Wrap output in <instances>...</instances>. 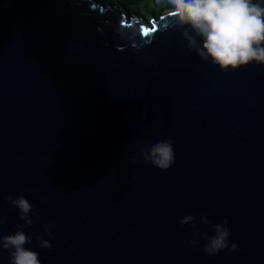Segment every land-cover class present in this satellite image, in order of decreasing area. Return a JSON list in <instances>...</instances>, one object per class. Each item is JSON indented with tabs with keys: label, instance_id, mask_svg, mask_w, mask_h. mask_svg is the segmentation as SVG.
Masks as SVG:
<instances>
[{
	"label": "water",
	"instance_id": "water-1",
	"mask_svg": "<svg viewBox=\"0 0 264 264\" xmlns=\"http://www.w3.org/2000/svg\"><path fill=\"white\" fill-rule=\"evenodd\" d=\"M181 33L168 10L0 0V234L40 264H264V65L222 72ZM162 139L167 170L140 155ZM225 220L236 250L206 255Z\"/></svg>",
	"mask_w": 264,
	"mask_h": 264
},
{
	"label": "clouds",
	"instance_id": "clouds-1",
	"mask_svg": "<svg viewBox=\"0 0 264 264\" xmlns=\"http://www.w3.org/2000/svg\"><path fill=\"white\" fill-rule=\"evenodd\" d=\"M167 4L174 27L182 30L189 52L194 51L201 61H210L222 72L253 63L264 65V0H167ZM140 155L145 165L167 170L175 159L173 141L158 140L141 148ZM7 200L19 210L24 226L32 225L30 202L23 195L15 198L9 195ZM193 220L194 216L185 215L181 224H189ZM201 220L208 224L206 217H201ZM43 227L45 233L51 235L50 226ZM22 228L17 225L13 234H0V250H10L9 264H40L39 254L25 247L32 238ZM213 232L212 236L200 233L206 241L202 249L206 255L212 256L225 248L236 250V244H229L230 231L226 220L213 225ZM36 239L39 247H51L48 240L39 236Z\"/></svg>",
	"mask_w": 264,
	"mask_h": 264
},
{
	"label": "trees",
	"instance_id": "trees-1",
	"mask_svg": "<svg viewBox=\"0 0 264 264\" xmlns=\"http://www.w3.org/2000/svg\"><path fill=\"white\" fill-rule=\"evenodd\" d=\"M119 2L126 12L131 8L138 16H140L139 12L146 13V16H155L159 12L168 10L167 0H122Z\"/></svg>",
	"mask_w": 264,
	"mask_h": 264
},
{
	"label": "rangeland",
	"instance_id": "rangeland-1",
	"mask_svg": "<svg viewBox=\"0 0 264 264\" xmlns=\"http://www.w3.org/2000/svg\"><path fill=\"white\" fill-rule=\"evenodd\" d=\"M95 1H97V2H100L101 4H103V5H106V4H108V3H110V4H116V3H121V2H119V1H122V0H95ZM163 12V11H162ZM162 12H159V13H157L155 16H153L154 18H157ZM127 14H129V15H132V14H135V11L133 10V9H129V10H127V12H126ZM140 14V16H138L139 18H141L145 23H149V20H150V17L151 16H146V13H143V12H139Z\"/></svg>",
	"mask_w": 264,
	"mask_h": 264
}]
</instances>
